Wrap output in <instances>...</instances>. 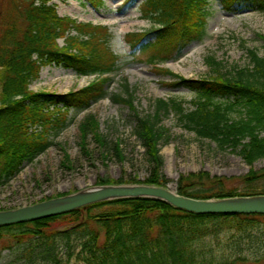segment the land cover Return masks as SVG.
Masks as SVG:
<instances>
[{
  "label": "trees",
  "instance_id": "1",
  "mask_svg": "<svg viewBox=\"0 0 264 264\" xmlns=\"http://www.w3.org/2000/svg\"><path fill=\"white\" fill-rule=\"evenodd\" d=\"M50 1L0 0V186L53 144L49 130L64 125L69 109H87L104 97L132 112V132L153 168L143 181L101 177L97 184L165 186L170 180L159 170L162 160L158 144L169 138V129L161 122L170 112L184 128L214 141L219 148H231L249 165L264 157V56L249 49V64L225 69L210 55V73L197 78L159 66V61L178 55L188 42L204 35L208 0H143L138 5L141 18L150 26L124 34L129 56L170 75V81L163 84L188 88L197 96L191 109L175 99L157 98L145 114L137 111L127 81L121 84L124 93L109 91L110 74L117 69L119 59L109 46L113 37L109 27L60 16ZM134 1L125 0L124 5ZM219 1L229 11L264 12V0ZM260 38L264 40V35ZM59 39H63L62 45ZM48 65L95 78L65 93L29 88L40 69ZM229 97L233 100L214 101ZM232 111L238 116H230ZM78 130L83 150H88L89 137L105 144L93 113L82 119ZM115 148L122 156L118 142ZM263 174L250 171L244 182L250 184ZM222 186L221 178L200 171L180 175L176 191L202 199L264 194L222 191ZM263 220L264 214H200L155 198H119L0 226V238L7 233L23 244L24 264H231L246 260L238 252L239 242L241 238L261 237ZM58 222L65 226L55 227Z\"/></svg>",
  "mask_w": 264,
  "mask_h": 264
},
{
  "label": "rangeland",
  "instance_id": "2",
  "mask_svg": "<svg viewBox=\"0 0 264 264\" xmlns=\"http://www.w3.org/2000/svg\"><path fill=\"white\" fill-rule=\"evenodd\" d=\"M101 1L51 0L49 3L55 6L60 16L109 27L113 34L109 46L119 57L117 69L110 74V92L124 93L121 84L127 81L137 111L142 114L152 110V103L157 98L175 99L191 109L193 101L197 99L194 91L163 84L170 81V75L157 72L148 62L133 60L129 56L124 34L150 26L148 20L141 18L138 8L143 0H135L128 6L124 5L125 0ZM208 1L209 15L204 35L188 42L178 55L159 61L160 66L184 77L197 78L210 73L211 66L207 62L210 55L221 61L225 69L249 64V49L264 56V40L260 38V35H264V12L247 9L229 11L222 8L219 0ZM5 6L6 2L3 3ZM59 44H63V39H59ZM94 77L78 76L73 70L61 66H45L29 88L65 93L86 85ZM216 100L228 102L233 98ZM89 113L97 117L105 144L99 145L89 137L86 151L79 144L78 125ZM230 116L236 117L238 113L232 111ZM161 123L169 129V138L158 144L162 160L159 170L170 180L167 186L176 190L180 175L206 171L223 180L222 191L264 192V174L250 184L244 182V177L250 171L264 173V157L249 165L231 148H219L214 141L201 138L184 128L174 112L165 115ZM133 127L134 118L129 108L114 103L108 97L94 102L87 109H69L64 125L49 130L53 144L33 161L24 163L12 179L0 186V210L89 188L96 185L101 177L129 182L145 180L151 174L153 164L133 134ZM116 142L122 156L117 153ZM260 223L259 229L264 233V220ZM54 226L62 228L65 225L58 222ZM239 245L241 250L238 252L246 260L231 264H264V234L252 239L241 238ZM22 247L23 244L4 233L0 238V264H24L26 259L22 256Z\"/></svg>",
  "mask_w": 264,
  "mask_h": 264
},
{
  "label": "water",
  "instance_id": "3",
  "mask_svg": "<svg viewBox=\"0 0 264 264\" xmlns=\"http://www.w3.org/2000/svg\"><path fill=\"white\" fill-rule=\"evenodd\" d=\"M135 197L159 199L192 213L264 214V194L202 199L179 194L169 186L145 183L96 184L33 204L0 210V226L55 216L97 202Z\"/></svg>",
  "mask_w": 264,
  "mask_h": 264
}]
</instances>
